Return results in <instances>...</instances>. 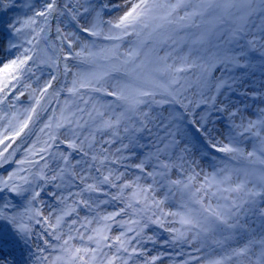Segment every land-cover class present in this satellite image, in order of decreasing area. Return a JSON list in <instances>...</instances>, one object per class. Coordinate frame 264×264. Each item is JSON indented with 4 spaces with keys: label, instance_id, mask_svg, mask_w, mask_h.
<instances>
[{
    "label": "snow or ice",
    "instance_id": "obj_1",
    "mask_svg": "<svg viewBox=\"0 0 264 264\" xmlns=\"http://www.w3.org/2000/svg\"><path fill=\"white\" fill-rule=\"evenodd\" d=\"M0 264H264V0H0Z\"/></svg>",
    "mask_w": 264,
    "mask_h": 264
}]
</instances>
